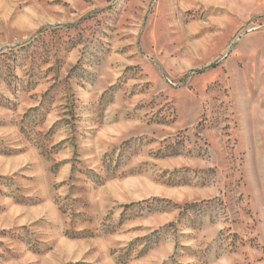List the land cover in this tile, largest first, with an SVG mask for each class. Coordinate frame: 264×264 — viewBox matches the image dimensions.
Instances as JSON below:
<instances>
[{
	"label": "rangeland",
	"instance_id": "obj_1",
	"mask_svg": "<svg viewBox=\"0 0 264 264\" xmlns=\"http://www.w3.org/2000/svg\"><path fill=\"white\" fill-rule=\"evenodd\" d=\"M0 264H264V0H0Z\"/></svg>",
	"mask_w": 264,
	"mask_h": 264
}]
</instances>
